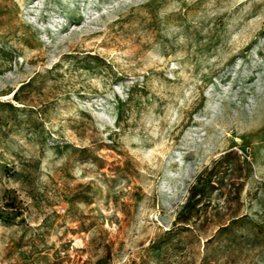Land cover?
<instances>
[{"label": "rangeland", "instance_id": "obj_1", "mask_svg": "<svg viewBox=\"0 0 264 264\" xmlns=\"http://www.w3.org/2000/svg\"><path fill=\"white\" fill-rule=\"evenodd\" d=\"M0 264H264V0H0Z\"/></svg>", "mask_w": 264, "mask_h": 264}]
</instances>
